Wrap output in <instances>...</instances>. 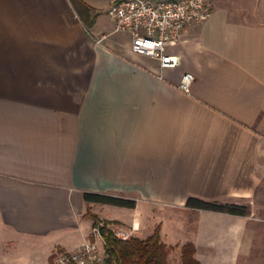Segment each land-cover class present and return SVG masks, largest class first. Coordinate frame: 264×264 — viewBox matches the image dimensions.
<instances>
[{
	"label": "crops",
	"instance_id": "1",
	"mask_svg": "<svg viewBox=\"0 0 264 264\" xmlns=\"http://www.w3.org/2000/svg\"><path fill=\"white\" fill-rule=\"evenodd\" d=\"M118 1L0 0V264H52L92 238L88 209L200 264H264V0H208L162 70L113 31Z\"/></svg>",
	"mask_w": 264,
	"mask_h": 264
},
{
	"label": "built area",
	"instance_id": "2",
	"mask_svg": "<svg viewBox=\"0 0 264 264\" xmlns=\"http://www.w3.org/2000/svg\"><path fill=\"white\" fill-rule=\"evenodd\" d=\"M211 12L208 0H119L108 15L114 23L113 31L130 35L129 53L156 60L162 70L176 66V57L167 52V47L176 44L188 27L202 24ZM192 78L190 73H184L179 88L187 92ZM102 227L92 225V238L74 249L55 250L51 254L52 264H104ZM105 228L120 240L133 237L132 229L121 225Z\"/></svg>",
	"mask_w": 264,
	"mask_h": 264
},
{
	"label": "trees",
	"instance_id": "3",
	"mask_svg": "<svg viewBox=\"0 0 264 264\" xmlns=\"http://www.w3.org/2000/svg\"><path fill=\"white\" fill-rule=\"evenodd\" d=\"M83 198L86 203L110 204L127 208H132L135 205L134 200L104 193L84 192ZM185 206L238 216H247L250 213V207L245 204L205 200L198 197H188ZM86 215L92 217L93 225L98 221L95 215L90 214L89 209ZM101 231L105 241L104 264H168L166 260L167 252L172 247L161 241L159 225L154 228L151 235L144 239L131 237L125 241L115 238L105 227H102ZM194 251L195 248L192 243L186 242L181 245V264H200L194 258Z\"/></svg>",
	"mask_w": 264,
	"mask_h": 264
},
{
	"label": "rangeland",
	"instance_id": "4",
	"mask_svg": "<svg viewBox=\"0 0 264 264\" xmlns=\"http://www.w3.org/2000/svg\"><path fill=\"white\" fill-rule=\"evenodd\" d=\"M90 214H92V213L90 212ZM164 217H165V215H164ZM97 220L98 221H96L95 224H100L103 227H105V226L108 227V226H114V225H116V223H113V222H110V221H105V220H102V219H99V218H97ZM166 260H167V263L168 264H181L180 249H178L177 247H172L170 250H168ZM51 263H52V260H51Z\"/></svg>",
	"mask_w": 264,
	"mask_h": 264
}]
</instances>
